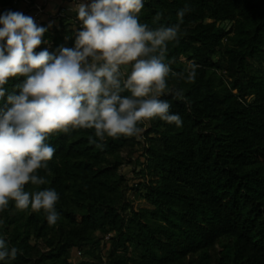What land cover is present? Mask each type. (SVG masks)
Wrapping results in <instances>:
<instances>
[{"label": "trees", "instance_id": "16d2710c", "mask_svg": "<svg viewBox=\"0 0 264 264\" xmlns=\"http://www.w3.org/2000/svg\"><path fill=\"white\" fill-rule=\"evenodd\" d=\"M182 9L165 62L185 76L198 65L196 78H168L188 103L161 97L182 126L157 118L139 125V138L50 137L54 157L38 172L46 183L25 190L54 189L59 219L50 226L43 210L10 202L0 238L17 255L0 264H264V0H144L139 19L171 26ZM56 21L39 24L47 43L36 51L74 47L73 22ZM24 79L9 81L0 107ZM127 164L134 181L121 173Z\"/></svg>", "mask_w": 264, "mask_h": 264}, {"label": "clouds", "instance_id": "9594fccd", "mask_svg": "<svg viewBox=\"0 0 264 264\" xmlns=\"http://www.w3.org/2000/svg\"><path fill=\"white\" fill-rule=\"evenodd\" d=\"M143 7L144 0H74L71 11L80 25L75 45L55 53L36 51L47 43L48 28L33 17L13 11L0 16V100L10 80L25 78L17 85L19 94L7 95L9 107H0V212L14 202L17 210H43L50 226L57 223L58 193L25 190L46 183L38 172L54 157L47 141L56 134L92 129L103 142L139 138L144 131L139 125L157 118L182 126L181 116L171 114L161 97L188 103L182 89H169L168 78L189 83L196 78L198 65L189 63L185 76L172 70L174 61L165 62L169 42L179 40L186 9L177 14L179 23L150 28L140 22ZM159 21L157 13L153 24ZM90 143L101 146L94 139ZM16 255L17 249L9 250L0 238V261Z\"/></svg>", "mask_w": 264, "mask_h": 264}, {"label": "built area", "instance_id": "2783aa9c", "mask_svg": "<svg viewBox=\"0 0 264 264\" xmlns=\"http://www.w3.org/2000/svg\"><path fill=\"white\" fill-rule=\"evenodd\" d=\"M91 1V0H90ZM7 11H13V12H22L25 15L31 16L34 18L35 22L39 25L42 23L41 18L45 14H47L46 5L45 3H40L38 0H15L12 7H0V16H2ZM66 17V10L65 8H61L58 10L54 18H64ZM74 27V33L76 28H79V21L77 18L73 20ZM0 27H3L0 25ZM113 236V232L107 234L105 236L106 240H109ZM80 255V253H78Z\"/></svg>", "mask_w": 264, "mask_h": 264}, {"label": "crops", "instance_id": "0c3cea01", "mask_svg": "<svg viewBox=\"0 0 264 264\" xmlns=\"http://www.w3.org/2000/svg\"><path fill=\"white\" fill-rule=\"evenodd\" d=\"M38 1L43 4L45 3L47 10V14H45L41 18L42 22L57 23L58 21H56L54 15L61 8H65L66 16L68 20H70L71 22H73V20L77 18L76 13L71 11V8L74 5V0H38ZM83 1L84 2L89 1L88 3L91 2L90 0H83ZM75 2H81V0H75Z\"/></svg>", "mask_w": 264, "mask_h": 264}, {"label": "rangeland", "instance_id": "374dc122", "mask_svg": "<svg viewBox=\"0 0 264 264\" xmlns=\"http://www.w3.org/2000/svg\"><path fill=\"white\" fill-rule=\"evenodd\" d=\"M84 2V1H83ZM86 2H89V1H86ZM140 155H134V158H138ZM143 161V158L142 157H140V162H142ZM135 167V165L134 164H127V165H125V166H123L122 168H121V173L122 174H125L129 179H131V180H135V178H136V175H135V173H133V168ZM131 196L133 195V193L132 192H130L129 193ZM106 240V239H105ZM106 241H108V240H106ZM79 255V254H78ZM77 259H75V261H76ZM77 262V261H76Z\"/></svg>", "mask_w": 264, "mask_h": 264}]
</instances>
